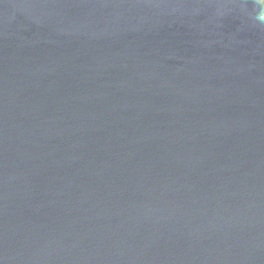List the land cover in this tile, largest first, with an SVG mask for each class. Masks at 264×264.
I'll return each instance as SVG.
<instances>
[{
	"label": "water",
	"instance_id": "1",
	"mask_svg": "<svg viewBox=\"0 0 264 264\" xmlns=\"http://www.w3.org/2000/svg\"><path fill=\"white\" fill-rule=\"evenodd\" d=\"M0 264H264V0H0Z\"/></svg>",
	"mask_w": 264,
	"mask_h": 264
}]
</instances>
